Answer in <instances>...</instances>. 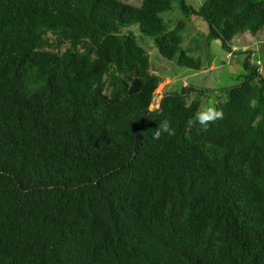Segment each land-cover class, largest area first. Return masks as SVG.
<instances>
[{
  "label": "trees",
  "instance_id": "16d2710c",
  "mask_svg": "<svg viewBox=\"0 0 264 264\" xmlns=\"http://www.w3.org/2000/svg\"><path fill=\"white\" fill-rule=\"evenodd\" d=\"M174 1L235 56L264 0H0V264H264V76L245 54L222 120L166 92L148 51L201 70ZM239 52V53H240ZM168 120L175 135L153 139Z\"/></svg>",
  "mask_w": 264,
  "mask_h": 264
},
{
  "label": "rangeland",
  "instance_id": "374dc122",
  "mask_svg": "<svg viewBox=\"0 0 264 264\" xmlns=\"http://www.w3.org/2000/svg\"><path fill=\"white\" fill-rule=\"evenodd\" d=\"M135 6H139L142 0H121ZM205 0H186V3L198 8ZM165 25L173 29L177 22L184 20L187 24L185 31L181 33L182 47L189 57L201 64V70L196 71L187 67H180L173 61L162 57L155 49L153 37H143L137 26L131 28L138 37L140 44L148 51L154 71L159 74L164 82L155 92L151 109L158 107L159 101L166 92H178L184 86H192L197 90H204L202 96L198 92L189 95V103L200 101V111L209 106L217 108V105L227 100L225 89L237 86L244 82L245 54L240 51L251 49L254 54L252 64L259 66L260 73L264 76V45L258 42L257 37L247 32L236 36L233 40L235 56L228 54L222 48L221 42L211 37L206 22L199 17L187 19L174 1L172 10L163 15ZM264 34L261 32L259 36ZM240 52V53H239Z\"/></svg>",
  "mask_w": 264,
  "mask_h": 264
},
{
  "label": "clouds",
  "instance_id": "9594fccd",
  "mask_svg": "<svg viewBox=\"0 0 264 264\" xmlns=\"http://www.w3.org/2000/svg\"><path fill=\"white\" fill-rule=\"evenodd\" d=\"M223 118V111L213 106H209L202 111H198L195 116V119L198 121L201 126V131L203 132H207L209 130L210 124H214L217 120H222ZM163 134H167L168 136L175 135V129L171 126L168 120H163L157 125L152 138L158 140Z\"/></svg>",
  "mask_w": 264,
  "mask_h": 264
},
{
  "label": "built area",
  "instance_id": "2783aa9c",
  "mask_svg": "<svg viewBox=\"0 0 264 264\" xmlns=\"http://www.w3.org/2000/svg\"><path fill=\"white\" fill-rule=\"evenodd\" d=\"M258 63H260V62H258Z\"/></svg>",
  "mask_w": 264,
  "mask_h": 264
}]
</instances>
